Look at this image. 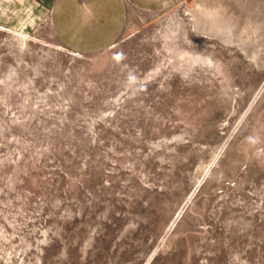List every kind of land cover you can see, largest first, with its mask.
<instances>
[{"label": "rangeland", "instance_id": "1", "mask_svg": "<svg viewBox=\"0 0 264 264\" xmlns=\"http://www.w3.org/2000/svg\"><path fill=\"white\" fill-rule=\"evenodd\" d=\"M15 1L0 264H264V0H144L97 53L14 28Z\"/></svg>", "mask_w": 264, "mask_h": 264}, {"label": "crops", "instance_id": "2", "mask_svg": "<svg viewBox=\"0 0 264 264\" xmlns=\"http://www.w3.org/2000/svg\"><path fill=\"white\" fill-rule=\"evenodd\" d=\"M14 3L16 7L10 13L14 17V28L32 32L34 25L45 22L44 26L54 33L56 41L66 48L80 53H97L109 49L124 34L127 6L138 8L150 2L25 0Z\"/></svg>", "mask_w": 264, "mask_h": 264}, {"label": "bare ground", "instance_id": "3", "mask_svg": "<svg viewBox=\"0 0 264 264\" xmlns=\"http://www.w3.org/2000/svg\"><path fill=\"white\" fill-rule=\"evenodd\" d=\"M20 34H21L22 36H25V34H24L23 32H21ZM25 38H26V37H25ZM25 38H24V39H25Z\"/></svg>", "mask_w": 264, "mask_h": 264}]
</instances>
